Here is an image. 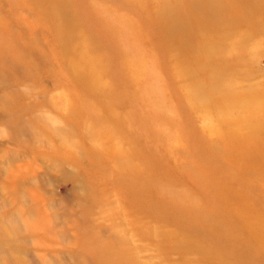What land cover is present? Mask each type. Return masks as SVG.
<instances>
[{"label": "rangeland", "instance_id": "374dc122", "mask_svg": "<svg viewBox=\"0 0 264 264\" xmlns=\"http://www.w3.org/2000/svg\"><path fill=\"white\" fill-rule=\"evenodd\" d=\"M0 264H264V0H0Z\"/></svg>", "mask_w": 264, "mask_h": 264}]
</instances>
